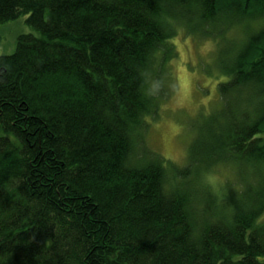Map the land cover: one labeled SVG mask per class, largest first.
Instances as JSON below:
<instances>
[{
    "label": "trees",
    "instance_id": "obj_1",
    "mask_svg": "<svg viewBox=\"0 0 264 264\" xmlns=\"http://www.w3.org/2000/svg\"><path fill=\"white\" fill-rule=\"evenodd\" d=\"M23 13L37 32L0 51V264H264V0H0V23ZM177 24L219 37L223 74L183 163L146 141Z\"/></svg>",
    "mask_w": 264,
    "mask_h": 264
},
{
    "label": "rangeland",
    "instance_id": "obj_2",
    "mask_svg": "<svg viewBox=\"0 0 264 264\" xmlns=\"http://www.w3.org/2000/svg\"><path fill=\"white\" fill-rule=\"evenodd\" d=\"M28 13L0 23V51L15 50L17 37L22 32L36 31L27 21ZM239 27L229 31L233 35ZM171 41L175 56L169 61L168 79L172 91L162 101L159 116L149 126L146 141L154 150L176 160L185 162L187 148L192 136L191 119L199 110L214 105L220 97L218 82L223 74L217 70L212 57L219 37L191 33L184 25L177 24ZM231 170L223 164L206 169L203 181L218 193Z\"/></svg>",
    "mask_w": 264,
    "mask_h": 264
}]
</instances>
